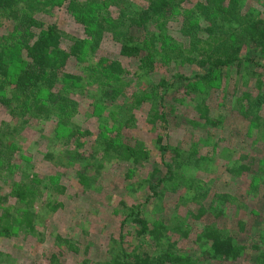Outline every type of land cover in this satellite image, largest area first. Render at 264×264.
Wrapping results in <instances>:
<instances>
[{"label": "trees", "instance_id": "obj_1", "mask_svg": "<svg viewBox=\"0 0 264 264\" xmlns=\"http://www.w3.org/2000/svg\"><path fill=\"white\" fill-rule=\"evenodd\" d=\"M19 1L0 0V17L9 21L5 28L0 23V113L4 112L0 120V191L8 174L12 175V182L17 170L20 176L13 194L19 206L13 212L6 208L0 213V232L4 237L11 238L15 230L33 234L38 230L36 221L40 217L34 210L40 184L25 161L14 160L18 136L31 121L48 122L56 113L66 114L67 109L78 107L69 90L75 82L82 81L78 68L86 73L80 63L86 41L100 45L113 35L119 52L113 58H104L102 68L93 72L109 76L111 83L104 86L107 92L103 96L111 103L114 95H120V100L130 106L131 115L116 132L105 136L103 130V135L96 138L101 143L97 164L81 168L77 165L85 164V159L75 148H83V134L92 135L90 131L82 134L78 125L65 133L63 155L67 163L75 164V180L85 191L102 185L101 172L107 163L126 172L127 192L132 189L133 177L152 166L146 180L147 193L151 192L144 206H120L125 214L121 233L132 229L136 244L127 249L125 235L118 240L111 238V259L104 264H264L263 223L253 226L237 220L228 227V221L220 222L226 217L231 194L222 193L216 196L217 203L209 205L203 203L199 194L187 198L199 204L197 212H191L194 221H206L196 232L187 219L180 223L160 221L144 212L150 208L152 198L163 200L164 189L173 187L176 191V180L183 179L186 168L202 163L204 157L192 145L171 142V131L178 122L180 127L203 131L207 140L214 141L212 130L222 127L226 116L216 115L213 111L217 104L210 100L214 92L228 94L224 86L230 85L229 74L234 68L238 75L244 72L247 77L256 78L257 95L242 89L232 97L235 111L252 125L248 130L258 129L259 140L254 149L262 147L263 154L253 159L249 155L231 158L225 171L235 182L244 177L252 180L245 190L249 198L242 195L246 200L254 202L261 189L264 196V117L259 113L264 104V1L252 10L247 9L248 0H198L190 8L189 0H26L30 15L26 8L14 10ZM103 2L112 3L120 11L118 19L96 14ZM64 7L83 27L85 38L65 36L58 25H46L37 17ZM174 16L182 17L175 32L170 26ZM70 65L79 75L66 71ZM158 66L164 67L165 73L155 79ZM140 109L146 111L148 124L156 133L152 148L123 131L135 126H131L136 117L133 112ZM231 114L233 117L237 112ZM216 145L214 142L213 147ZM44 157L58 164L52 153L47 151ZM255 162L259 163L258 168ZM56 190L64 195L67 192L62 183ZM49 199L45 207L50 212L57 213L64 207L62 202L52 201V196ZM7 201V196H0L1 205ZM175 234L181 240L194 236L191 244L198 250L189 253L180 249L181 241L172 238ZM55 238L59 245L79 252L71 238L59 233ZM8 257L0 251V259ZM50 261L63 264L55 255Z\"/></svg>", "mask_w": 264, "mask_h": 264}, {"label": "rangeland", "instance_id": "obj_2", "mask_svg": "<svg viewBox=\"0 0 264 264\" xmlns=\"http://www.w3.org/2000/svg\"><path fill=\"white\" fill-rule=\"evenodd\" d=\"M263 1L248 0L247 9L259 8ZM24 2L26 0H20L14 10L19 11L21 8H26ZM197 2L198 0H189L188 8ZM111 4L108 2L99 4L96 14L98 16L103 14L102 17L105 16L104 18L107 19H118L120 11ZM27 10L28 8H26ZM28 14H31L29 10ZM37 17L41 21L43 20L46 25H58L65 36L75 39L86 37L83 27L71 18L65 7L56 8L54 12L49 14H37ZM174 17L176 19L171 20L170 26L175 32L176 28L179 27L178 20H182V17ZM8 22L5 18L0 17V23L4 28L8 25ZM174 32L173 36H175ZM112 36H107L105 42L95 46L91 40L86 41L85 50L80 57L82 69L86 71L85 74H83L81 68H78L80 75L76 73V68L72 65L68 66L66 70L72 74H78L82 80L81 82H75L69 90L73 101L78 104V107L67 109L66 114L58 112L48 122L31 121L30 125L17 138L16 146L18 148L14 153V160L17 162L25 161L30 172H34L37 183L40 184L34 204V210L39 213L40 217L36 221L38 230L36 229L37 231L33 234L15 230V232H12L11 238L8 239L0 232V251L9 256L8 258H1L0 261H3L0 264H52L50 259L52 260L53 255L57 256L63 264H104L111 259L110 250L114 247L111 238L116 237V240H118L125 235L124 240L127 249L136 244L132 229H124L121 233L123 215L125 214L120 210V206L122 203L128 207L134 204L144 206L151 192L147 193L148 184H146V180L152 171V166L150 165L143 173H137L133 177V180H131L133 182L132 189L127 192L126 186L129 181L125 178L126 172L118 165L107 163L106 170L101 172L102 185L97 190L85 191L75 180V170L77 169L74 167L75 164H69L63 158L65 133L70 130L71 126L78 125L81 133L90 131L92 135L86 137L82 133L85 144L83 148L75 149L85 159V164L77 165L81 168L84 165L97 164V160L100 158L99 146L101 143L96 142V138L103 135V130H106L105 136L110 135L111 132H116L121 123L128 120L131 115L130 106H127L125 101L120 100V95H114L115 100L111 103L107 101L106 96H103L107 92L104 86L111 83L109 76L95 74L96 69L100 70L102 68L104 58H113V54L119 52L118 43ZM94 69L95 73L93 72ZM164 73V67L158 66L153 76L158 79ZM12 75L13 73L10 76ZM229 78L230 85L224 86V90L228 88V94L226 95V92L225 94L214 92L210 100L213 104H217V109L213 112L218 116L220 114L226 116L223 126L217 130H212L214 141L207 140L203 131L190 130L184 126L180 127L176 122V126L171 131V142L173 144L186 143L189 146L192 145L197 153L205 159H202L203 161L199 167L186 168L183 179L179 182L176 180V191L173 192V187L171 189L169 187L164 189L166 191L163 200L152 198L150 208H147V211L144 210V212H147V216L150 217L151 215L153 219L167 220L173 223H180L179 221L187 219V223L191 224L194 232L200 231L206 221H194L191 212L195 214L199 204L190 202L187 198L190 195L199 194L202 196L203 203L209 205L217 203L216 196L224 193L231 194V201L227 205L226 217L220 222L228 221V223L226 222L228 227H231L237 220H244L253 226L262 225V223L264 225L263 190L259 191V195L254 202L246 200L244 198L247 197L245 190L249 188L248 185L252 180L244 177L242 180L235 182L231 175L225 171L227 162L231 158L249 155L250 159H253L262 156L259 154H263L262 147L256 146L257 151L254 149L256 140H259L257 138L258 129L248 130L252 125L238 111H235L234 98L232 97L235 94L238 95L242 89L243 91L250 90L254 95H257L256 78H252L250 75L247 77L244 72L238 75L235 68L230 71ZM246 84L249 85L245 86ZM61 86L58 85V88ZM116 92H118L117 89ZM239 107L237 106V108ZM120 112L121 114H119ZM232 112H237V114L232 117ZM3 113H0V120L3 119ZM133 113L136 117L134 118L135 123H132L131 126H135L130 129L124 128V133L131 134L134 138L152 148L156 133L152 132V126L148 124L146 111L140 109L134 110ZM259 113L264 117V104ZM185 115L187 116V112ZM105 123L107 125L102 129L101 127ZM48 139L52 142L50 145L47 144L46 140ZM214 142L218 144L215 146L216 148L213 147ZM47 151L52 153L55 158L54 161L58 162L57 165L44 159ZM153 154V159H155L156 154ZM255 163L258 168L259 163ZM16 172L13 182L11 174H8L6 179L1 182L0 196H7L8 201L2 205L0 204V213L6 208L13 212L19 206L13 196L16 181L20 179L18 170ZM61 183L67 188L65 195L56 190L57 185ZM236 186L238 188L235 191ZM49 196H52V201L64 204V207L57 213H52L45 207L50 200ZM118 211L120 212L118 213ZM209 218L211 219L210 215ZM56 233L71 238L79 252L73 253L68 246L59 245L55 238ZM172 238L173 240H180V249L184 248L186 252L195 253L198 250L191 244V241L195 238L194 236L189 237L187 240H181L180 236L175 234ZM203 264L219 263L206 262Z\"/></svg>", "mask_w": 264, "mask_h": 264}]
</instances>
